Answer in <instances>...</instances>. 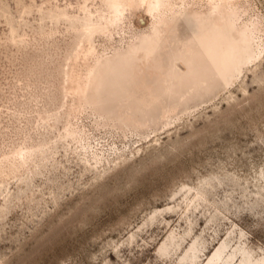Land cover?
Listing matches in <instances>:
<instances>
[{"label": "rangeland", "instance_id": "obj_1", "mask_svg": "<svg viewBox=\"0 0 264 264\" xmlns=\"http://www.w3.org/2000/svg\"><path fill=\"white\" fill-rule=\"evenodd\" d=\"M154 2L0 0V264H264V0ZM216 9L230 76L106 102L109 63Z\"/></svg>", "mask_w": 264, "mask_h": 264}, {"label": "bare ground", "instance_id": "obj_2", "mask_svg": "<svg viewBox=\"0 0 264 264\" xmlns=\"http://www.w3.org/2000/svg\"><path fill=\"white\" fill-rule=\"evenodd\" d=\"M153 4L157 6L159 0ZM140 22L144 23L142 17ZM186 23L191 35H181L180 23L176 22L153 31L140 47L109 63L107 80L99 81L100 94L108 104L148 113L162 96L206 88L226 79L248 58L249 42L235 37L229 20L219 9L212 10L208 16L193 15ZM140 57L149 68L144 81L135 69ZM221 250L222 246L214 257Z\"/></svg>", "mask_w": 264, "mask_h": 264}]
</instances>
